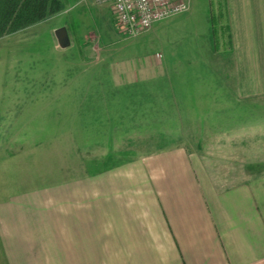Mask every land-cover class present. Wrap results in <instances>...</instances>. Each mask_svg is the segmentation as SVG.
<instances>
[{
	"label": "rangeland",
	"instance_id": "1",
	"mask_svg": "<svg viewBox=\"0 0 264 264\" xmlns=\"http://www.w3.org/2000/svg\"><path fill=\"white\" fill-rule=\"evenodd\" d=\"M61 1L60 13L0 38V264H111L108 251L101 261L98 251L80 248L94 222L111 223L96 204V177L113 158L106 156L111 141L98 134L105 108L96 103H126L141 97L138 87L161 83L210 87L209 51L221 44L223 0H191L188 13L133 38L116 29L108 0ZM60 29L68 33L65 48ZM248 110L250 126L264 127V107ZM150 252L164 264V252Z\"/></svg>",
	"mask_w": 264,
	"mask_h": 264
},
{
	"label": "crops",
	"instance_id": "2",
	"mask_svg": "<svg viewBox=\"0 0 264 264\" xmlns=\"http://www.w3.org/2000/svg\"><path fill=\"white\" fill-rule=\"evenodd\" d=\"M219 12L210 87L161 83L126 103H96L113 156L96 177V204L111 223L94 222L80 248L101 261L108 251L107 263L123 254L155 264L150 251H161L164 264H264V127L250 126L248 110L264 107V0H223Z\"/></svg>",
	"mask_w": 264,
	"mask_h": 264
},
{
	"label": "built area",
	"instance_id": "3",
	"mask_svg": "<svg viewBox=\"0 0 264 264\" xmlns=\"http://www.w3.org/2000/svg\"><path fill=\"white\" fill-rule=\"evenodd\" d=\"M108 1L113 5L116 29L130 38L151 30L164 19L185 14L190 9V0Z\"/></svg>",
	"mask_w": 264,
	"mask_h": 264
},
{
	"label": "trees",
	"instance_id": "4",
	"mask_svg": "<svg viewBox=\"0 0 264 264\" xmlns=\"http://www.w3.org/2000/svg\"><path fill=\"white\" fill-rule=\"evenodd\" d=\"M61 0H0V38L60 13Z\"/></svg>",
	"mask_w": 264,
	"mask_h": 264
},
{
	"label": "water",
	"instance_id": "5",
	"mask_svg": "<svg viewBox=\"0 0 264 264\" xmlns=\"http://www.w3.org/2000/svg\"><path fill=\"white\" fill-rule=\"evenodd\" d=\"M56 37L58 39L59 46L65 48L69 45V37L66 29H60L56 32Z\"/></svg>",
	"mask_w": 264,
	"mask_h": 264
},
{
	"label": "bare ground",
	"instance_id": "6",
	"mask_svg": "<svg viewBox=\"0 0 264 264\" xmlns=\"http://www.w3.org/2000/svg\"><path fill=\"white\" fill-rule=\"evenodd\" d=\"M190 5H191V0H190ZM190 10V9H189Z\"/></svg>",
	"mask_w": 264,
	"mask_h": 264
}]
</instances>
